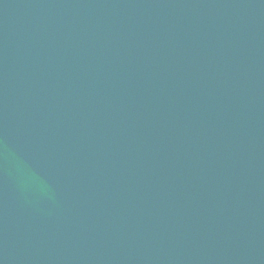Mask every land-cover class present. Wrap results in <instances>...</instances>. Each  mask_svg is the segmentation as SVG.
I'll return each mask as SVG.
<instances>
[{"label":"water","instance_id":"water-1","mask_svg":"<svg viewBox=\"0 0 264 264\" xmlns=\"http://www.w3.org/2000/svg\"><path fill=\"white\" fill-rule=\"evenodd\" d=\"M0 264H264V0H0Z\"/></svg>","mask_w":264,"mask_h":264}]
</instances>
